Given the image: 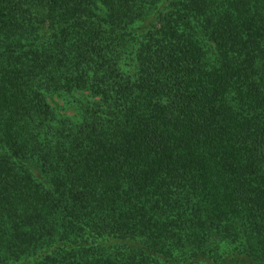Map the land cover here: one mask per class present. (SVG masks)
Masks as SVG:
<instances>
[{
  "label": "trees",
  "instance_id": "1",
  "mask_svg": "<svg viewBox=\"0 0 264 264\" xmlns=\"http://www.w3.org/2000/svg\"><path fill=\"white\" fill-rule=\"evenodd\" d=\"M0 264H264V0H0Z\"/></svg>",
  "mask_w": 264,
  "mask_h": 264
}]
</instances>
